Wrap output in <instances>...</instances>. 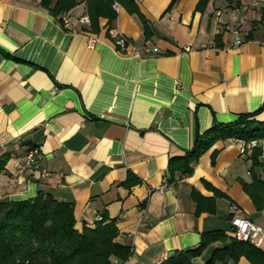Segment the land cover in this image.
Here are the masks:
<instances>
[{"label": "crops", "instance_id": "1", "mask_svg": "<svg viewBox=\"0 0 264 264\" xmlns=\"http://www.w3.org/2000/svg\"><path fill=\"white\" fill-rule=\"evenodd\" d=\"M41 1L0 0V159L7 157L0 202L49 194L74 206L78 230L106 216L116 222V242L131 247L124 264H161L218 231L228 244L232 204L264 230V210L243 189L252 182V154H240L236 137L216 140L190 176H171L168 164L215 126L256 112L264 122V8L177 0L166 12L171 0H133L149 22L146 38L139 17L120 5L112 23L99 18L93 30L79 21L86 0H72L61 16L72 19V33ZM113 29L158 52L139 59L131 48L120 51ZM30 150L46 178L16 174ZM254 173L264 181V168ZM209 240L192 264L223 248Z\"/></svg>", "mask_w": 264, "mask_h": 264}, {"label": "trees", "instance_id": "2", "mask_svg": "<svg viewBox=\"0 0 264 264\" xmlns=\"http://www.w3.org/2000/svg\"><path fill=\"white\" fill-rule=\"evenodd\" d=\"M208 0H200L202 8ZM177 0H171L166 12L171 10ZM122 6L126 12L139 17L146 38L151 36L149 22L141 15L133 0H86L87 14L93 30L97 29L99 18L112 23L117 18L114 5ZM41 5L58 21L61 16L76 6L72 0H42ZM258 112L242 115L226 126H215L205 134L197 135L194 147L178 160H171L169 174L190 176L191 164L209 150L218 139L231 137L264 139V122L255 120ZM260 149L252 151L251 184H243L245 193L251 198L256 210H264V181L254 173L255 168H264L260 160ZM215 158V157H214ZM213 158V162H214ZM7 157L0 159V173ZM97 221L94 228L83 226L76 229L74 206L60 203L54 197L38 193L36 197L18 202H0V264H112L117 260L124 264L132 254L130 246L118 244V228L115 221ZM211 234V235H210ZM213 241L223 242L221 249H209L211 258L206 264H215L231 258L235 262L244 257L252 264H264V251L248 242L230 240L218 232L204 235L201 246L194 250L180 252L161 264H192V259L200 256ZM207 239V240H206Z\"/></svg>", "mask_w": 264, "mask_h": 264}, {"label": "built area", "instance_id": "3", "mask_svg": "<svg viewBox=\"0 0 264 264\" xmlns=\"http://www.w3.org/2000/svg\"><path fill=\"white\" fill-rule=\"evenodd\" d=\"M249 5L252 8H264V0H248ZM118 7L117 4L114 5L116 9ZM80 23L88 25L90 23L88 16L85 14L84 16L80 17ZM62 26L63 29H66L70 32H75V28L72 24V19L68 16L62 17ZM110 36L113 38V41L120 51H126L128 48H131L134 56L141 59L143 55H151L153 53L158 52L157 48H151L150 46L146 45L142 48L135 47L129 43L127 37L117 31V30H110ZM235 38L232 42V46H238L241 43L240 36L238 32H234ZM95 38H89L87 41V46L92 48L95 44ZM234 142H236L239 146L240 154L243 156H247L252 153V151L256 149H260V160L264 161V139H243L242 138H234ZM37 150H30L24 157L22 163L20 164L16 174L22 175L25 172L29 171H36L39 173L40 177L46 178L49 173L47 170L41 168L38 165L37 161ZM231 212L232 217L230 218V223L232 227V235L234 239L241 242H248L253 246L260 248V246L264 243V230L262 227H259L255 223H253L248 217L241 214L240 208L236 204L231 205ZM98 221H102V217H97ZM123 264V263H122Z\"/></svg>", "mask_w": 264, "mask_h": 264}, {"label": "rangeland", "instance_id": "4", "mask_svg": "<svg viewBox=\"0 0 264 264\" xmlns=\"http://www.w3.org/2000/svg\"><path fill=\"white\" fill-rule=\"evenodd\" d=\"M261 162H264L263 160H261Z\"/></svg>", "mask_w": 264, "mask_h": 264}, {"label": "water", "instance_id": "5", "mask_svg": "<svg viewBox=\"0 0 264 264\" xmlns=\"http://www.w3.org/2000/svg\"><path fill=\"white\" fill-rule=\"evenodd\" d=\"M170 256H172V254Z\"/></svg>", "mask_w": 264, "mask_h": 264}]
</instances>
